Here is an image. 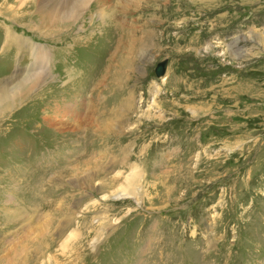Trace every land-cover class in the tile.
<instances>
[{
	"label": "rangeland",
	"instance_id": "rangeland-1",
	"mask_svg": "<svg viewBox=\"0 0 264 264\" xmlns=\"http://www.w3.org/2000/svg\"><path fill=\"white\" fill-rule=\"evenodd\" d=\"M51 1L0 0V264H264V0Z\"/></svg>",
	"mask_w": 264,
	"mask_h": 264
},
{
	"label": "bare ground",
	"instance_id": "bare-ground-1",
	"mask_svg": "<svg viewBox=\"0 0 264 264\" xmlns=\"http://www.w3.org/2000/svg\"><path fill=\"white\" fill-rule=\"evenodd\" d=\"M75 1H77L78 3L77 4H83V3H85V1L86 0H75ZM71 2V0H69V3ZM68 10V9H67ZM47 11V12H46ZM45 12L48 14L47 15V21L50 23L49 24V26H51V34H55L54 33V30L59 26L58 25V20H57V18H56V16H57V14H55L56 13V9H55V3H54V1L52 0L48 5H47V10H46ZM59 19V18H58ZM48 25V24H47ZM57 30V29H56ZM235 43H237V41L235 42ZM239 53H241V51L239 52V51H236L235 52V54L236 55H238ZM164 76V75H163ZM19 86V87H18ZM18 86H15L16 87V89H18V88H22L23 87V84H18ZM30 88V87H29ZM15 89V88H14ZM15 89V90H16ZM19 90V89H18ZM3 96H4V93H3V95L1 96L2 98H3ZM116 197H118V198H121V197H124L125 195L124 194H117V195H115ZM116 199V198H115Z\"/></svg>",
	"mask_w": 264,
	"mask_h": 264
},
{
	"label": "water",
	"instance_id": "water-1",
	"mask_svg": "<svg viewBox=\"0 0 264 264\" xmlns=\"http://www.w3.org/2000/svg\"><path fill=\"white\" fill-rule=\"evenodd\" d=\"M166 67H167V60L160 62L154 70L155 76L158 78L162 77L165 74Z\"/></svg>",
	"mask_w": 264,
	"mask_h": 264
}]
</instances>
